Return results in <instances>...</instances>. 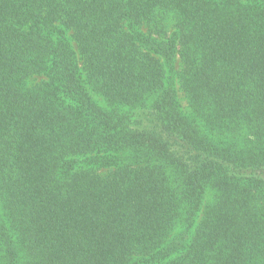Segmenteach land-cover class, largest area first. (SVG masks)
Returning <instances> with one entry per match:
<instances>
[{
    "label": "trees",
    "instance_id": "1",
    "mask_svg": "<svg viewBox=\"0 0 264 264\" xmlns=\"http://www.w3.org/2000/svg\"><path fill=\"white\" fill-rule=\"evenodd\" d=\"M0 264H264V0H0Z\"/></svg>",
    "mask_w": 264,
    "mask_h": 264
},
{
    "label": "rangeland",
    "instance_id": "2",
    "mask_svg": "<svg viewBox=\"0 0 264 264\" xmlns=\"http://www.w3.org/2000/svg\"><path fill=\"white\" fill-rule=\"evenodd\" d=\"M35 82H38L39 80H41L40 78H35V79H33ZM33 81V82H34ZM180 96H181V103L183 104V107H185V108H187V102H186V100H184L183 98H182V94L180 93ZM94 98L99 102L101 99L100 98H98V97H96V96H94Z\"/></svg>",
    "mask_w": 264,
    "mask_h": 264
}]
</instances>
